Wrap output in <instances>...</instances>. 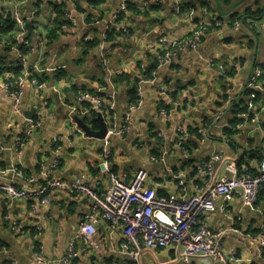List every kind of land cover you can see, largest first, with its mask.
I'll list each match as a JSON object with an SVG mask.
<instances>
[{
	"label": "crops",
	"instance_id": "0c3cea01",
	"mask_svg": "<svg viewBox=\"0 0 264 264\" xmlns=\"http://www.w3.org/2000/svg\"><path fill=\"white\" fill-rule=\"evenodd\" d=\"M121 4V0H28L25 16L35 8L40 14L25 24V37L35 47L39 25L46 40L43 49L30 54L24 70L15 66L18 58L8 46L22 30L6 16L0 1V29L14 27L12 35L0 34V66L5 65L0 80L17 82L31 72L20 112L7 95H0V184L33 191L49 180L80 182L102 196L110 185L109 169L128 182L142 169L149 174L145 187L169 197L192 196L206 187L209 179L194 170L200 162H211L218 178L232 177L224 166L226 159L257 174L264 161V78L257 87L250 85V78L258 67L264 69V0H221L224 12L237 4L226 16L215 0H129L128 10L116 17ZM73 5L76 26L63 30L60 20ZM193 19L220 21L222 26L205 34L197 49L158 69L162 53L158 41L189 36ZM85 38L90 40L84 42ZM155 71L157 85L174 93L173 102L167 104L166 97L145 83ZM32 78L45 87L38 89ZM139 90L143 106L131 110ZM80 91L102 94L109 110L102 114L77 105ZM164 106L168 117L161 114ZM235 119L243 124L230 138L224 130ZM101 121L108 130L104 138L98 136ZM179 128L188 134L187 153L178 145ZM179 170L194 172L183 188L173 177ZM94 204L86 195L56 189L33 214L30 202L0 193V264H36L39 245L48 264H59ZM221 204L217 203L219 208ZM226 205L225 213H207L202 224L222 233L226 254L237 252L240 262L233 264H264V189L253 207L237 197ZM13 221L24 234L12 228ZM37 225L42 228L40 240L34 238ZM97 229L100 250L83 252L78 239L71 264H184L178 246L145 249L135 263L131 258L135 249L123 246L120 227L101 221ZM192 264L213 263L198 258Z\"/></svg>",
	"mask_w": 264,
	"mask_h": 264
},
{
	"label": "built area",
	"instance_id": "2783aa9c",
	"mask_svg": "<svg viewBox=\"0 0 264 264\" xmlns=\"http://www.w3.org/2000/svg\"><path fill=\"white\" fill-rule=\"evenodd\" d=\"M6 7V16L14 22L16 26L21 28V33L13 37V42L8 43L10 50L17 56L18 62L16 67L27 69V62L30 54L35 48L43 49L46 35L42 27L38 25V44L33 47L31 42L26 39L25 24L35 21L40 14V10L35 8L27 17L25 16V7L28 0H0ZM120 11L116 17H119L128 10V1L121 0ZM76 11L75 5L72 10L65 14L60 20L63 30L73 29L70 26H76L73 13ZM193 14V10H190ZM180 12V8H177ZM192 30L189 36L179 41H168L161 38L158 41V48L162 51L160 54V64L158 69L173 64L174 60L181 54L197 49L202 38L211 29L222 26L220 21H192ZM239 22H235L238 26ZM113 24V21L110 23ZM110 24L108 30L110 29ZM90 39L85 38L84 42ZM105 49L102 50L103 62H105ZM5 65H2L4 67ZM0 66V68H2ZM233 69L238 70L239 66L232 65ZM36 70V67L31 68ZM31 77V72H27L24 78L14 82L11 79L6 81L0 80V95H7L13 102L14 108L20 112L23 90L27 80ZM264 78V69L258 67L250 78V85L257 87ZM146 84L153 86L160 97H166V103L173 102V92H167L166 89L157 85V71L152 72L151 78L144 80ZM31 83L38 89H43L45 83L37 78H32ZM140 99L137 103H132L131 110L140 109L143 106V94L138 91ZM77 105L89 106L91 110H98L105 114L109 108L105 104V99L100 93H89L80 91L75 96ZM166 104V105H167ZM249 107H253V102L249 103ZM112 110V109H111ZM164 117H168L166 107L160 109ZM219 119V117L217 118ZM200 133L203 130L199 131ZM110 133H113L110 132ZM162 138L161 133L157 134ZM178 145L183 152H188V134L183 128L178 129ZM28 135L19 140V148L23 147ZM59 140H55L54 144H58ZM108 143V141H107ZM106 156H110V152H106ZM217 159H222L217 156ZM237 160H225L224 166L232 173L231 178H218L214 173L211 162H200L194 166V170L209 179L205 188L197 192L195 195H171L169 197L158 196L155 190L145 187L149 174L145 170H140L131 182L126 177L124 180L118 179L116 175L110 173V185L104 195L100 196L90 188L80 182L65 183L58 181H47L39 189L33 191H25L15 188L14 186L0 184V193H3L10 199L25 200L30 202L32 213H37L41 204L50 200V194L60 189L68 192L70 195H86L95 202L92 213H86L82 217L78 234L69 244L66 254L59 260V264H71L77 256L76 241L79 239L85 245L83 252L88 248L100 250L98 242V224L101 221L111 222L122 230L125 248H133L131 258L137 263L140 259L141 252L145 249L159 250L179 247L180 261L184 264H192L193 260L203 258L213 264H233L240 262L237 252L233 251L226 254L221 243L222 233H214L202 224L204 216L207 213H215L220 211L222 214L226 212V202L233 197H237L249 207H253L259 201V197L264 189V161L261 162L259 172L251 173L248 167L239 169L234 162ZM194 172L179 170L173 173V177L177 184L183 188L189 179L192 178ZM30 182H34L33 179ZM222 201L220 208L217 203ZM5 221L11 219L7 216ZM12 228L24 234L17 224L12 222ZM34 238L41 239L42 228L37 225ZM36 264H48L44 257V248L38 246L35 254Z\"/></svg>",
	"mask_w": 264,
	"mask_h": 264
},
{
	"label": "trees",
	"instance_id": "16d2710c",
	"mask_svg": "<svg viewBox=\"0 0 264 264\" xmlns=\"http://www.w3.org/2000/svg\"><path fill=\"white\" fill-rule=\"evenodd\" d=\"M225 1H227V3H229V2H231L233 0H225ZM56 9H59V7H56ZM60 15H61V13H60ZM59 20H60V18L58 17V19H57V27L59 26ZM4 28L3 29H0V34H9V33H11V35H12L14 33V27H13V25H11L9 28H6V29H4ZM237 112H239L238 109L234 113H237ZM242 124H243V121L241 119H235V120H233V121L230 122L228 128H226L224 130V132L226 133V135L228 137L232 138V137L235 136L236 133L239 132L238 127L240 125H242Z\"/></svg>",
	"mask_w": 264,
	"mask_h": 264
},
{
	"label": "water",
	"instance_id": "95a60500",
	"mask_svg": "<svg viewBox=\"0 0 264 264\" xmlns=\"http://www.w3.org/2000/svg\"><path fill=\"white\" fill-rule=\"evenodd\" d=\"M215 1H216V4L218 6V9H219L220 13L223 14V15H225V16L228 15L229 13H232L234 11V9L236 8V5H237L236 4L235 6H233L230 9V12H224L223 11V8H222L221 0H215ZM243 23L246 24V19L243 20ZM253 24H254V22L251 23V25H253ZM27 28L32 33V25L29 24L27 26ZM156 67H158V64H156ZM100 124H101V132H100V134L98 136L101 137V138H104L107 135V132H108L107 126L105 125V123L103 121H101Z\"/></svg>",
	"mask_w": 264,
	"mask_h": 264
},
{
	"label": "rangeland",
	"instance_id": "374dc122",
	"mask_svg": "<svg viewBox=\"0 0 264 264\" xmlns=\"http://www.w3.org/2000/svg\"><path fill=\"white\" fill-rule=\"evenodd\" d=\"M55 1H58V0H55ZM59 1H61V0H59ZM5 217H7V216H5ZM5 217H4V219H5ZM73 242V241H72ZM85 245L84 244H82V247H84Z\"/></svg>",
	"mask_w": 264,
	"mask_h": 264
},
{
	"label": "bare ground",
	"instance_id": "6f19581e",
	"mask_svg": "<svg viewBox=\"0 0 264 264\" xmlns=\"http://www.w3.org/2000/svg\"><path fill=\"white\" fill-rule=\"evenodd\" d=\"M137 97H138V99L137 100H139L140 99V97L137 95ZM188 149V148H187Z\"/></svg>",
	"mask_w": 264,
	"mask_h": 264
}]
</instances>
